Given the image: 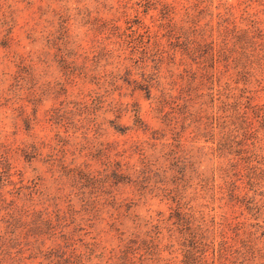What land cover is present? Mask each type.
Instances as JSON below:
<instances>
[{"label":"rangeland","instance_id":"374dc122","mask_svg":"<svg viewBox=\"0 0 264 264\" xmlns=\"http://www.w3.org/2000/svg\"><path fill=\"white\" fill-rule=\"evenodd\" d=\"M196 1L0 0V173H13L12 179L19 186L22 183L19 170L22 169L26 176L23 183L35 187L26 192L33 191L35 199H40V203L16 200L15 185H3L6 178L0 176V255L4 249L11 253L1 256L0 264L45 261L36 256L33 234L27 231L35 219L25 218V226H14V221L8 218L11 207L24 208L25 214L30 215L42 212L54 219L53 225L40 224L41 234L34 232L41 237L44 253L48 251L46 261L52 264H56L58 258L55 259V255L51 258L54 252L51 245L60 243L65 232L71 230L75 235L70 237L77 239L75 245L80 250L96 241L100 244L94 259L97 263H101L102 255L109 256L112 248L120 245L116 232L111 231L116 229L109 224L112 220L107 209L97 217H91L82 209L83 204H91L90 194L93 193L74 180L68 181L65 173L71 167L67 166L79 164L99 179L113 161L138 168L139 155L131 154L130 146L132 140L140 141L146 135L140 125H134L135 107L131 103L135 101L141 104L142 117L149 121V126L159 127L152 123L149 100L142 93L119 89L109 94L107 86L102 85L114 68L121 69L120 75L126 76L125 67L133 65L137 59L132 55L136 36L126 35L127 28L145 33L146 42L140 45H151L146 55L148 68L156 56L173 53V44L182 40L183 28L195 29L196 22V30L210 39L214 38L211 31L217 29L218 22L225 23L222 29L228 28L232 33L245 30L256 33L258 26H264V5L260 2L264 0ZM195 4H199V9L187 13L186 6ZM203 8L207 11L198 19ZM220 14L225 18L220 20ZM137 20L144 26L138 28L129 23ZM10 34V41H6ZM156 36L158 42L154 41ZM154 45L159 47L154 48ZM226 63L221 60L218 64ZM76 65L82 66V70H77ZM224 73L229 75L228 71ZM164 74L169 72L165 70ZM188 130L184 140L190 134ZM36 142L43 153L36 158L28 154L20 157L25 152H16L17 147ZM123 150L127 152L119 155ZM8 156L12 170L5 171L3 166ZM50 158L58 163L57 168L51 166ZM135 168L129 170L134 174L132 169ZM130 175L126 174L127 183L111 186V190L125 207L151 219L149 221L154 220L148 224L151 227L159 211L168 212L171 205L168 200L162 201V194L155 191L159 186L155 181L162 178L152 173L154 180L146 186L141 177ZM185 194L189 196V191ZM13 199L15 204L10 201ZM214 207L210 220L213 213L219 215L218 206ZM59 213L67 217L58 220ZM116 226L118 230L127 227L117 222ZM14 228H18L16 233ZM15 239L20 241L22 253L17 248H9ZM72 245L74 248V243Z\"/></svg>","mask_w":264,"mask_h":264},{"label":"trees","instance_id":"16d2710c","mask_svg":"<svg viewBox=\"0 0 264 264\" xmlns=\"http://www.w3.org/2000/svg\"><path fill=\"white\" fill-rule=\"evenodd\" d=\"M260 2L264 5V1ZM198 6H186L187 13L199 9ZM205 11L206 8L201 9L198 19L204 17ZM222 18L224 14L219 15ZM129 23L138 28L144 26L138 20ZM224 24L218 22L217 29L211 31L212 39L196 30L197 22L195 29L183 28L182 40L173 44L174 52L156 56L148 68L146 55L151 45H140L146 42L145 33L130 27L125 30L126 35L136 36L132 55L137 59L125 67L126 76L120 75L121 69L114 68L102 85L107 86L109 94L119 89L142 93L149 100L152 123L159 127L149 126V121L142 117L141 104L135 101L131 103L135 107L134 125H140L146 135L140 141L132 140L130 146L131 154L139 155L138 168L113 161L99 179L79 164L67 166L71 167L65 173L68 181L74 180L93 193L91 204H83L82 209L91 217L107 209L112 220L109 224L116 229L111 231L116 232L120 245L112 248L109 256L102 255L101 263H97L94 259L100 244L83 243L84 250H80L75 245L77 239L70 237L75 235L71 230L65 232L60 243L51 245L55 252L51 258H58L56 264H264V26H258L256 33H232L226 26L222 29ZM10 37L11 34L6 41ZM154 41L158 42L157 36ZM221 60L226 65H219ZM76 69L82 70V66L76 65ZM165 70L169 74H164ZM187 130L190 134L184 140ZM17 148V153L25 152L20 157L28 154L36 158L43 154L37 142ZM52 159L49 163L57 168L58 163ZM11 165L8 156L3 168L12 170ZM129 168H135L132 171L146 186L154 180L152 173L162 178L155 181L159 184L155 191L171 205L168 212L159 211L151 227L148 224L154 220L125 207L111 190V186L127 183L126 174L134 175ZM19 172L21 185L12 179L13 173H0L1 179L6 178L2 184L15 185L16 200L40 203L33 191L26 192L34 186L24 184L25 173L22 169ZM10 201L15 204V199ZM215 205L219 215L213 213L210 220ZM25 212L24 208L11 207L8 218L17 227L25 226V218L35 219L27 230L34 237L33 251L44 258L41 264H52L46 261L48 251L44 253L41 237L34 232L41 234L40 224L53 225L54 219L42 212ZM66 217L59 213L57 219ZM116 222L127 227L118 230ZM17 230L14 228V233ZM21 241L26 245L24 238ZM19 245L20 241L15 239L9 248L22 253ZM9 252L4 249L0 259L11 255Z\"/></svg>","mask_w":264,"mask_h":264}]
</instances>
